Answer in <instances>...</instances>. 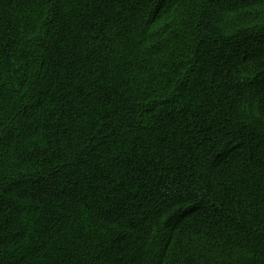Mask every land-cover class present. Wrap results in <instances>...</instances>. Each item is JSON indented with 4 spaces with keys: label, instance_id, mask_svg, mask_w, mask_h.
Segmentation results:
<instances>
[{
    "label": "trees",
    "instance_id": "trees-1",
    "mask_svg": "<svg viewBox=\"0 0 264 264\" xmlns=\"http://www.w3.org/2000/svg\"><path fill=\"white\" fill-rule=\"evenodd\" d=\"M0 264H264V0H0Z\"/></svg>",
    "mask_w": 264,
    "mask_h": 264
}]
</instances>
